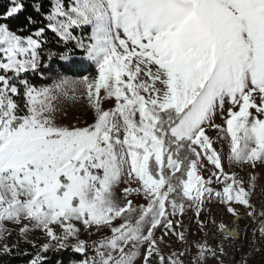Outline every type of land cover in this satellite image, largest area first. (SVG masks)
<instances>
[{
	"label": "snow or ice",
	"instance_id": "1",
	"mask_svg": "<svg viewBox=\"0 0 264 264\" xmlns=\"http://www.w3.org/2000/svg\"><path fill=\"white\" fill-rule=\"evenodd\" d=\"M257 197L264 0H0V264L261 255Z\"/></svg>",
	"mask_w": 264,
	"mask_h": 264
},
{
	"label": "trees",
	"instance_id": "2",
	"mask_svg": "<svg viewBox=\"0 0 264 264\" xmlns=\"http://www.w3.org/2000/svg\"><path fill=\"white\" fill-rule=\"evenodd\" d=\"M241 234H242V231H241ZM252 240H253V237L251 234L246 238H244V235L242 234L241 240L238 241L236 245L237 249L242 248V251L230 250L229 261H231L232 258L235 257L237 264H239V261L242 258L248 259L249 264H262V261H264V254L258 255L252 252ZM14 264H23V261L16 260L14 261Z\"/></svg>",
	"mask_w": 264,
	"mask_h": 264
},
{
	"label": "rangeland",
	"instance_id": "3",
	"mask_svg": "<svg viewBox=\"0 0 264 264\" xmlns=\"http://www.w3.org/2000/svg\"><path fill=\"white\" fill-rule=\"evenodd\" d=\"M71 118H72V116L70 114L69 119H71ZM257 200H258L259 203H264V200H259V197H257ZM217 219L218 220L222 219L223 222H225L227 224H230L233 221L232 218L230 216H228V215H223L222 217H217ZM246 226H247V218L245 217V219L242 222H240V230L242 231V234L246 231L247 232V237H248L251 234L250 231H252V230H251V228H247ZM176 247H179V246L177 245ZM229 258L230 257L228 255L225 264H229V262H230Z\"/></svg>",
	"mask_w": 264,
	"mask_h": 264
},
{
	"label": "built area",
	"instance_id": "4",
	"mask_svg": "<svg viewBox=\"0 0 264 264\" xmlns=\"http://www.w3.org/2000/svg\"><path fill=\"white\" fill-rule=\"evenodd\" d=\"M225 223V222H224ZM227 224V223H225ZM228 225V229H229V234H231V232H234L235 231V226H234V223L232 221V223L230 224H227ZM242 238V234L240 236L237 237V240L240 241Z\"/></svg>",
	"mask_w": 264,
	"mask_h": 264
}]
</instances>
